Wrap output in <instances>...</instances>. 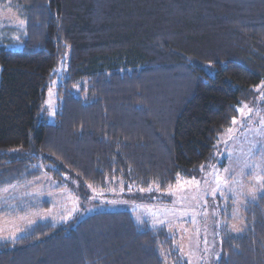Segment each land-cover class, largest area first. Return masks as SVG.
Listing matches in <instances>:
<instances>
[{
	"label": "trees",
	"instance_id": "obj_1",
	"mask_svg": "<svg viewBox=\"0 0 264 264\" xmlns=\"http://www.w3.org/2000/svg\"><path fill=\"white\" fill-rule=\"evenodd\" d=\"M11 1L26 27L3 39L18 48L0 47V187L69 174L165 192L198 176L264 84V0ZM66 52L59 113L46 123ZM244 214L239 234L222 231L217 264H264V191ZM72 225L33 226L0 245V264H188L167 228L129 211Z\"/></svg>",
	"mask_w": 264,
	"mask_h": 264
},
{
	"label": "rangeland",
	"instance_id": "obj_2",
	"mask_svg": "<svg viewBox=\"0 0 264 264\" xmlns=\"http://www.w3.org/2000/svg\"><path fill=\"white\" fill-rule=\"evenodd\" d=\"M25 27L14 2L0 0V47L18 48L15 43L5 45L3 39H15L19 33L10 36V30ZM68 58L66 52L48 89L42 107V120L46 123L56 122L59 89L67 76ZM73 92L79 96V88ZM256 92L253 101L240 107L243 112L239 111L236 123L229 128L231 131L221 133L211 158L200 166L198 176L180 178L165 192L155 186L141 190L123 180L118 181V186L111 183L98 189L82 185L69 174L54 181L45 175L0 187V204L16 200L9 210L17 212L0 214V245L18 239L39 223L75 226L95 213L129 211L140 225L167 228L188 264H217L222 255V231L239 234L245 226L247 203L256 201L264 191V84ZM22 197H29L30 202L22 205L19 200ZM44 200L49 202V209L39 208ZM35 204L37 208L19 213ZM164 257L166 264H173L168 256Z\"/></svg>",
	"mask_w": 264,
	"mask_h": 264
},
{
	"label": "crops",
	"instance_id": "obj_3",
	"mask_svg": "<svg viewBox=\"0 0 264 264\" xmlns=\"http://www.w3.org/2000/svg\"><path fill=\"white\" fill-rule=\"evenodd\" d=\"M28 198H29V197H22V198H19V200L21 201V203H22V205H23V204H25V203H29V202H30V200H29ZM17 200H18V199H17ZM12 205H15V204H12ZM23 207H24V206H23ZM32 208H34L33 205L28 206V207H26V209H25V208H24V209H21V210L19 211V213L26 212V210H30V211H31ZM6 213L14 214V213H17V212L6 211V212H2V213H0V214L3 215V214H6Z\"/></svg>",
	"mask_w": 264,
	"mask_h": 264
},
{
	"label": "snow or ice",
	"instance_id": "obj_4",
	"mask_svg": "<svg viewBox=\"0 0 264 264\" xmlns=\"http://www.w3.org/2000/svg\"><path fill=\"white\" fill-rule=\"evenodd\" d=\"M245 107H247V106H245ZM238 111H240L242 113L243 112V109H238ZM249 111H251V110L249 109ZM233 123H236V121L233 120ZM229 131H231V129H229Z\"/></svg>",
	"mask_w": 264,
	"mask_h": 264
}]
</instances>
